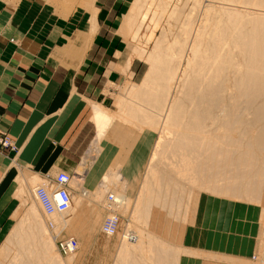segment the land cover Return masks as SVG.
I'll list each match as a JSON object with an SVG mask.
<instances>
[{"label":"bare ground","instance_id":"obj_1","mask_svg":"<svg viewBox=\"0 0 264 264\" xmlns=\"http://www.w3.org/2000/svg\"><path fill=\"white\" fill-rule=\"evenodd\" d=\"M163 17H167L165 22L162 21ZM119 31L129 48L132 46L131 51L147 62L148 68L141 81L129 87L126 99H115L114 102L118 103L116 111L91 103L96 131L91 142L92 148L89 147L94 156L91 166L95 164L88 175L91 183L92 179L93 183L96 179L94 173L98 160L104 157L106 161L111 157L112 143L104 139L108 137L109 131L117 128L115 119H126L124 110L134 107L139 109L137 112L143 109L141 116L147 120L145 127L140 130L137 148L142 172L144 169L140 193L132 201L137 213L140 211L142 214L148 207L151 209L147 213H151L154 220L162 221L155 214L157 210L153 209V205L165 207L167 202V209L174 208V202H178L177 198L180 197L177 193L185 191H178L175 179L165 176L157 167L156 159L165 156L162 155L165 148H172L178 156L171 165L184 169L187 167L185 170L188 171L189 181L195 186H205L207 191L210 190L208 192L225 196L236 190L235 185L240 181L246 179L247 189L254 182L264 180V0H133L121 19ZM164 42H167V49L163 47ZM149 43H153L151 50L146 49ZM170 137L173 139L168 144L166 139ZM117 141L113 142L114 145L124 147L122 141H119L121 144ZM125 156L126 167L123 170H116L114 165H109L105 171L98 168L95 190L83 188L81 196L71 199L72 204L66 212L45 215L34 191L36 187L47 183L31 189L33 195L27 205V227L22 222L15 228L12 234V238H16L14 248L9 247L11 240H7V245L4 244L6 251L0 250L2 264H76L77 252H72L75 255L70 254L72 257L64 259L59 256L51 229L46 222L43 224L41 217L49 218L53 231L60 236L61 230L67 229L73 221L74 214L81 213L85 208L84 199L91 205L87 210L91 217L88 218L86 236L96 234L103 208L108 209L109 214L100 222L102 236H98L99 239L119 235L121 217L119 209L114 208L132 204L127 192L132 189L136 166H139L135 161L132 162L131 157ZM259 160V171L253 170ZM121 163L122 157L116 164ZM226 167L235 171L239 169V172L233 170L235 173L228 174ZM223 168L228 174L225 179H228L227 176L229 179L218 185L215 177L223 174ZM246 169L254 173L246 172ZM129 178H133V181ZM119 185H123V195L110 194L111 189ZM48 191L51 192V189ZM16 194L18 197L23 196L24 190L20 189ZM109 195L112 197L110 201ZM114 216L119 218L117 231L113 235H106L102 231L103 222L107 217ZM145 233L143 230L128 229L120 233V242L116 247L119 261L122 260L123 264H141V261L142 264L177 263V251L164 246L160 250L151 249L154 241ZM147 247L150 249L146 250ZM136 251L142 254L138 262L135 257L129 259V255ZM260 251L264 263V247Z\"/></svg>","mask_w":264,"mask_h":264},{"label":"crops","instance_id":"obj_2","mask_svg":"<svg viewBox=\"0 0 264 264\" xmlns=\"http://www.w3.org/2000/svg\"><path fill=\"white\" fill-rule=\"evenodd\" d=\"M95 8L89 18L83 10L61 16L43 0H0V133L17 147H0V243L14 225L20 189L52 183L57 173L67 172L77 175L71 180L73 199L82 191L78 182L95 166L89 151L96 132L91 105L111 109L109 84L121 77H113L109 65L96 69L101 51H92L100 29ZM136 140L128 151L135 159ZM101 160L95 175L109 166ZM245 180L232 195L197 194L181 228L176 264H264L252 258L264 247V180L247 189ZM98 236L78 249L79 264H104L106 256L114 263L117 236Z\"/></svg>","mask_w":264,"mask_h":264},{"label":"rangeland","instance_id":"obj_3","mask_svg":"<svg viewBox=\"0 0 264 264\" xmlns=\"http://www.w3.org/2000/svg\"><path fill=\"white\" fill-rule=\"evenodd\" d=\"M43 1L46 2L47 4H49L51 7H53L55 12L61 16H66L68 14L70 15L75 10H83V11H85L86 17L89 18V16H91V13L94 12L91 9H93V7H96L95 8V20H96L97 24L100 26V29L96 33V38H95V42H94L95 47H93L92 51L94 54L98 50L101 51V53L99 55H97L96 59H95L96 62H100L99 65L96 67V69L98 71L105 70L109 65V69L114 71V73L112 74L113 77H116L114 75L120 73L119 75L121 77L119 78L117 83L109 84V86L112 87L110 91L112 92L111 97L113 98L111 110L116 111V109L118 107L117 106L118 103L114 102L115 99L116 100L120 99V98L123 100L126 99L125 96L128 95V91L131 88L132 84L139 83L141 81L144 73L146 72V70L148 68L147 62L145 60H143L142 58L140 59V57H138L136 52L131 51L132 46L129 48V44L125 40L124 35L119 31L121 19L123 18V15L125 13H127L129 6L131 4V1H133V0H43ZM158 11H162V9H158ZM166 19H167V17H163L162 21L165 22ZM168 19H170V18H168ZM84 23H85V20L82 23L80 28H83L82 26ZM158 32L160 33V30H158ZM152 44L153 43H151V44L149 43L148 45H146L147 46L146 49L151 50V48L153 47ZM166 44H167V42H164L163 47L166 48L167 47ZM112 79L113 78L111 77V80ZM118 95H120V96H118ZM114 104H116V106H114ZM145 106H146V104H145ZM147 107H150V106L147 105ZM138 110L139 109H135V107L132 110L131 109L124 110L125 114L127 115L126 119L123 120L120 118H116L115 119V127H117V128L114 129L113 131L112 130L109 131L108 137H106L104 139V141H106V142L109 141L110 143H112L111 144V146H112L111 147V157L109 158V161H107L108 158L106 159V162H107L106 165H110V166L114 165L113 168H115L116 170H118V169L123 170V168L126 167L125 166L126 163L124 164V160H126V158H124V157H122L123 163H121V165L116 164V162L121 157L120 156L117 159L118 154L119 155L122 154L121 152L123 151L128 155V151L130 149H133V145L135 143L137 144V140L135 142V141H133V139L137 138L138 141L140 140V135H141L140 130L142 128H144L146 123H147L146 122L147 120L141 116V114L143 113V109H140L141 110L140 112H137ZM152 110H154V108ZM111 133L119 134V138L118 137L113 138V136L111 137L110 136ZM170 138L166 139L167 140L166 142L168 144H171V142H172L173 137H170ZM117 140H119L120 142L122 141V143L124 144V147H122L121 145H118V144H115L116 145L115 146L113 142H116ZM119 141H117V142L120 143ZM138 145H139V143H138ZM90 148H92V143L90 145ZM166 150H168V151L172 150V151L168 152ZM88 153H89V151H88ZM169 153H171L170 156L166 157V155L168 156ZM91 154L92 153H90V155ZM175 154L176 153L173 152L172 148H170V147H169V149L165 148L162 155L163 156L165 155L164 157H166V158L160 157V158L156 159L158 161L157 167H158L159 171L164 172L165 176L171 177L172 179H175L174 180L176 182L175 188L176 187L179 188V189H177L178 191L185 190L183 192L177 191L178 192L177 195L180 196L179 199L177 198V201L179 200L178 201L179 203L174 202L175 206H174V208L172 206L173 209L168 204V207H170L172 210L169 208L167 209V202H165V204H166L165 207L161 206V204H159V206L156 204L153 205V209L155 211L157 210L155 212V214L159 215V218H161L162 221L160 219L154 220V216L151 213H149V214L147 213V210H150L151 208H148V207L145 208L146 211H144L142 214L140 213V211H138V213L136 212L137 210L135 211L136 206L133 205L132 201H134L135 197L140 193V189H139L140 184L136 185V186H138V188H135L134 183L137 184L139 182V179L143 175V172H144V169L142 172L141 162L138 160L139 159V153L136 156V159L134 158V153L128 155L129 158L130 157L132 158L133 163L135 161L136 164L139 165V166H136L137 171L135 173L134 181H133V178L132 179L129 178L131 181L134 182L133 186H132L133 190L131 189V190H129V192H127L128 193L127 195L131 201L130 203H132V204H130V205L127 204L126 206H124L122 208L117 207L114 209H117V210L119 209V213H120V217H121L120 224H119L120 230L118 232L119 235H120V233H123V231H126L127 229L132 230V231L137 230L139 232H140V230H143V232L144 233L147 232V234H149L151 239L154 241L153 245L151 246V249L157 248L156 250H158L159 248L161 249V246H164L166 249H169L171 251H175V252L177 251L178 253L176 252L175 256L178 257V255L180 253L179 244H180L181 228H182V226L186 220V216H187L189 210L191 209L193 201H194L195 197L197 196V194H199L200 192H205V191H207V189H205L204 188L205 186H203V185H202L203 187L202 186H195V183H191L189 181L188 171L185 170V169H187V167H185V169H184V167H182V166L171 165L172 162H174L178 159V156ZM113 156H114V158H113ZM156 160L154 162H156ZM100 161L101 160H99L98 162H100ZM260 161L261 160L256 161L258 163V166H257L258 168L255 167V168H253V170L255 169V170L259 171V167L261 165L259 163ZM113 162H115V164ZM162 163L164 166L160 165ZM165 164H166V166H165ZM168 164H170L169 167H167ZM107 167H105V169L104 170L102 169V170L103 171L107 170ZM178 167H179V169H178ZM226 168H227L226 171L228 170V172H227L228 174H230L229 172L233 173L235 171L234 169H232L230 167H226ZM224 169L225 168H223L222 170L224 171ZM253 170L248 171V169H246V172L254 173ZM177 171H180L181 173H179ZM226 171H224L223 174H221V175L218 174L217 177H215V180L217 181L218 185L225 182L226 180L228 181V179H229L228 176H227L228 179H225L226 175H228V174H225ZM236 171L239 172V169ZM257 171H255V172H257ZM241 172H242V169H241ZM178 173L180 174V176ZM71 175H72V177L77 176V175H73V174H71ZM187 175H188V177H187ZM95 176H96V179L98 181V175L96 174ZM137 178H138V181H137ZM142 178H143V176H142ZM219 178H220V180H219ZM88 179L89 178L87 176L85 178V180H80L78 182L79 188L81 187V190L84 188V189H88L89 191H92V190L94 191L95 186H96L95 184L97 181L95 179V181L93 183V179H92V183H91V181H90L91 179H89V180ZM46 182L47 181H45L43 184H46ZM75 183L76 182H74V183L70 182L69 187L71 188L72 185L75 186ZM39 185H41V183ZM180 185H182V186L180 187ZM122 187H123V185H122ZM122 187H121V185H119V187H116V186L113 187L111 189L110 194H112V193H116V194L120 193L121 194L122 193V195H123V191H122L123 188ZM184 187H185V189H184ZM236 187H237V185H235V188ZM187 190H190L191 192L187 191ZM135 191H136V195H135ZM208 191H210V190L208 189ZM182 193H184V194L182 195ZM79 196H81V194H79L77 197H79ZM187 196L189 197L188 199H187ZM22 198H23V200H22ZM19 199H20L21 205H19V207H17L13 213V219H14L13 224L14 225L8 232H6L5 236L1 240V243H0V250L2 249L1 252L6 251V249L4 248V244L6 243L5 245H7V243H8L7 240H11L9 247L14 248V243L16 241V238L13 239L12 234L15 233V231H16L15 228L18 225H21V223L23 222V226L25 225V227H27V224H28V220L26 219V218H28L27 217V205L30 203V201L32 199V190H27V191L24 190L23 196H19ZM81 200L83 201V199H81ZM23 201H24V203H23ZM85 201L86 200L84 199L83 202H84L85 208L81 211V213H75L74 219H73V221H71V223L69 224L67 229L61 230V232H62V235H60L61 237L72 236V237L76 238L78 244H77V249L74 252H77L78 249L80 251V249H82L83 246L88 245L93 240L94 237H96L99 233H101L99 230V226L101 225L100 222L102 223L103 219L109 214L108 209L105 210L103 208V216L97 225L96 234H94L92 237L86 236V233H88V226H89L88 218L91 217L87 213L88 212L87 210L89 209V207L91 205L89 203L87 204ZM109 201H110V199H109ZM185 202H187V205ZM160 206H161V210H160ZM163 207H164V209H163ZM165 208H166V210H165ZM132 211H134V214L132 213ZM131 214L133 216L132 218H131ZM71 215H72V213H71ZM183 217H184V219H183ZM42 218H43V224H45V222H46L47 223L46 225L48 226V228L51 229L50 231L53 234L55 247H56V250H57L59 256L62 259L66 258V257L67 258L70 257L71 256L70 254H72V253H69L65 256H63L59 253V251L57 249V245H56V238H61V237L58 236L56 231H53L52 227L49 226V224L51 222L50 219L45 218L44 216L41 217V219ZM141 218H144V219H141ZM149 219H150V221H149ZM132 220H133V222H131ZM58 232L61 233L60 231H58ZM119 235H115V236H117L118 242H120ZM121 236H122V234H121ZM86 238H90L91 240L89 241ZM145 249L148 250L150 248L147 247ZM77 253H79V252H77ZM139 254H140V251H138V252L136 251L133 255H129L130 256L129 259L135 257L136 261L138 262L139 260H141V255H142V254H140V256H139ZM73 255H75V254H72V256ZM10 256H11V254L8 257H10ZM0 258L3 259V257H0ZM258 258H256V259L261 261L260 255H258ZM100 259H103V256H101ZM113 262H114L113 264H123L124 263L122 260L119 261V256H116V254H115ZM2 263H3V260L0 264H2ZM79 263H80V260L78 259V262L76 264H79ZM108 263H109V260L106 256L104 264H108ZM142 263L143 262L141 261V264ZM69 264H75V263L69 262Z\"/></svg>","mask_w":264,"mask_h":264},{"label":"built area","instance_id":"obj_4","mask_svg":"<svg viewBox=\"0 0 264 264\" xmlns=\"http://www.w3.org/2000/svg\"><path fill=\"white\" fill-rule=\"evenodd\" d=\"M0 147L11 151L17 150L16 145L4 133H0ZM71 179V174L67 172H59L54 177L52 183H47V185L35 188L34 195L45 215L51 216L54 213H63L70 209L71 193L69 190V184ZM50 189L51 192L48 191ZM111 198V195H109V199ZM118 222L119 218L117 216L107 217L103 222L102 231L106 235L115 234ZM49 226L52 227V224L50 223ZM77 244L76 238L72 236L56 238L57 249L63 256L74 252L77 249ZM252 258H258V255L254 254L252 255Z\"/></svg>","mask_w":264,"mask_h":264}]
</instances>
